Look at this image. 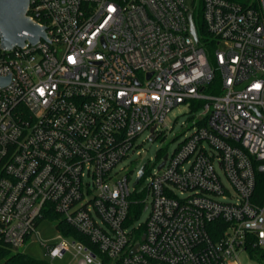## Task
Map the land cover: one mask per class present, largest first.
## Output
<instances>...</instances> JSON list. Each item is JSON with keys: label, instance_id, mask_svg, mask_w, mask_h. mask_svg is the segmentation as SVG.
<instances>
[{"label": "built area", "instance_id": "1", "mask_svg": "<svg viewBox=\"0 0 264 264\" xmlns=\"http://www.w3.org/2000/svg\"><path fill=\"white\" fill-rule=\"evenodd\" d=\"M191 1L31 0L46 39L6 50L0 32V77H11L0 87V237L12 249L55 213L83 239L51 221L61 241L41 244L52 260L258 264L264 0H203L201 26ZM182 104L184 141L136 185L133 171L121 176L140 137L155 141Z\"/></svg>", "mask_w": 264, "mask_h": 264}, {"label": "rangeland", "instance_id": "2", "mask_svg": "<svg viewBox=\"0 0 264 264\" xmlns=\"http://www.w3.org/2000/svg\"><path fill=\"white\" fill-rule=\"evenodd\" d=\"M257 1V0H256ZM189 5L194 6V3L189 0ZM215 49V48H213ZM191 109L188 104H182L175 108L166 119V127H162L163 134L155 141L148 139V134H144L139 139L140 147L135 154H132L128 159L121 163L117 171L121 176L132 173V179L135 181L140 170L149 165L152 169L156 167L161 160L162 153H172L190 133ZM149 176L143 179L140 188L147 184ZM149 216V210L141 213L135 226H140L146 222ZM39 235H34L23 248L20 250L31 255L39 260H48L52 264H77V260L73 259L70 253H67L64 258L52 260L46 256V249L42 246L41 241H47V244H58L61 239L56 238L57 232L54 229V224L51 221H43L38 229ZM69 241V240H68ZM243 262L248 263L246 257H243Z\"/></svg>", "mask_w": 264, "mask_h": 264}, {"label": "water", "instance_id": "3", "mask_svg": "<svg viewBox=\"0 0 264 264\" xmlns=\"http://www.w3.org/2000/svg\"><path fill=\"white\" fill-rule=\"evenodd\" d=\"M31 0H0V32L2 36V47L12 50L14 47H23L28 40L31 44H36L41 38L46 39L45 29L31 21L28 17V10ZM191 31L196 38L195 26L189 16ZM28 32L29 36L23 33ZM11 77H0V87H5L10 83ZM165 163L162 164L164 166ZM145 168L140 172L142 176ZM140 181L137 179L135 185Z\"/></svg>", "mask_w": 264, "mask_h": 264}, {"label": "trees", "instance_id": "4", "mask_svg": "<svg viewBox=\"0 0 264 264\" xmlns=\"http://www.w3.org/2000/svg\"><path fill=\"white\" fill-rule=\"evenodd\" d=\"M230 1L240 3L244 6H250L253 4L254 6L257 7L256 0H230ZM202 4H203V0H198V7L193 12V19L197 26L198 25L201 26ZM202 33H204L206 40L210 39L207 33L205 34V31L203 29H202ZM262 190H264V183L263 186L261 185L260 191ZM142 212H143V208H142ZM47 218L53 221L56 224L57 229H59V231H61L65 236L67 237L73 236L77 239H83L73 229L69 228V226H67L65 222L57 214L49 213L47 214ZM251 252L255 256V259L258 264H264V250L254 249ZM0 264H52V263L48 260L36 259L21 250L16 251L12 249V247H10V245L4 242L3 239L0 237Z\"/></svg>", "mask_w": 264, "mask_h": 264}]
</instances>
